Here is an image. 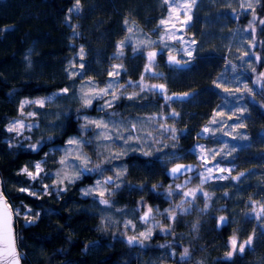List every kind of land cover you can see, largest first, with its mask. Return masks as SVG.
<instances>
[{
    "label": "rangeland",
    "instance_id": "rangeland-1",
    "mask_svg": "<svg viewBox=\"0 0 264 264\" xmlns=\"http://www.w3.org/2000/svg\"><path fill=\"white\" fill-rule=\"evenodd\" d=\"M162 2L166 11L159 18L154 33H149L135 23L125 22L124 34L115 43L114 52L107 55L108 60L105 58V64L98 61V64L93 63L95 58H91L89 62L87 51L78 43V48L66 61L67 78L61 89L19 100L18 117L7 124V130L13 124L17 127L23 124L24 127L19 128L18 132H8L13 134L18 144L32 149L33 152H38L44 147L46 152L41 159L25 165L20 170V173L30 180L31 186H21L18 190L31 196L48 192H56L60 196L77 181L89 176L90 182L79 189V194L84 199H90L95 205L89 203L78 210L97 213L109 224L120 225L125 228L124 231L127 230L135 237L137 242L148 240L156 231L164 232L165 230L161 229L162 217L172 220L176 214L192 211L199 203H203L205 211L214 203L218 211H221L218 215V225L226 222V219L221 222L220 217L226 218L227 214L229 225L246 234L244 231L251 228L253 219L258 220L260 224L264 223V128L258 127L253 120V111L257 105L263 103L264 97V73L255 70L257 57L253 40V12L259 0H221L218 6L220 10L226 9L236 14V17H243L247 24L243 26L236 23L225 36L226 39L221 42L224 44V62L213 80L218 103L206 122L194 134V142L188 149L177 142L174 130L177 113L174 109L169 113L167 110L166 113L161 110L166 104L173 107L182 105L179 102L170 104L168 101L172 91L165 84L161 68L170 69L172 76L177 77L180 73L178 66L191 64L196 57L197 41L189 34L188 27L198 0L191 9V21L183 25L173 19L175 28L171 25H161L160 21L168 19L170 5L177 6L182 0ZM180 17H184L183 10L180 11ZM221 20V15H216V22ZM215 31L217 33L216 29ZM213 39L210 37L208 40ZM81 48L84 50L83 58L80 54ZM126 48H130L131 53L140 52L145 56L144 66L134 80L127 76L123 78L120 61ZM149 52H155L156 55L151 61L150 71H146V66H149ZM159 53L165 54L166 63L163 66L156 62ZM169 57H174L179 63L171 62ZM80 65H83V68ZM153 85H163L164 92H157ZM63 89L68 91L65 93ZM101 89H107V94L97 95ZM136 98L139 101L159 100L160 111L159 106L152 112L137 108L129 110L130 112L118 110L117 105L121 100L130 101ZM36 100H44V106L23 103ZM87 100H91V103L86 105ZM69 117L76 121L78 132L70 135L61 146L50 144V139L54 138L55 141L60 136ZM94 122H102L107 127H96ZM205 128L208 129L207 132L204 131ZM69 140H77L79 143L69 144ZM136 157L156 160L159 168L164 171L183 160H194L198 166L195 173L169 181L161 191L163 200L169 203L164 209L148 204L128 208L114 202L112 196L121 189L132 186L131 170L141 166H145L147 171L152 168L151 164L141 162ZM62 160L65 163H61ZM37 163L42 170L35 178L23 171L27 168L35 174ZM208 169H212V172L209 173ZM219 169L225 171L221 172ZM101 192L104 193L103 197L100 196ZM185 193L194 195L186 196ZM101 199H106L108 203H101ZM223 200H229L230 205H225ZM248 205L249 211H244ZM7 206L12 225L17 217L23 218L25 224L35 221L37 213L30 207L13 210L8 203ZM145 213H149L147 220L144 219ZM238 230L232 231L230 238L238 237ZM251 230H254L255 238L258 239V228L253 227ZM13 233L18 250L15 232ZM142 233L150 235L145 239ZM249 237L252 236L236 239L237 245L250 246L245 243ZM228 244L227 253L232 251L231 239ZM159 247L161 252L156 260L171 264L176 255L173 245L165 243ZM258 258L254 252L253 259L256 264L263 262ZM183 259L182 264H207L201 259L194 263L186 262L188 257Z\"/></svg>",
    "mask_w": 264,
    "mask_h": 264
},
{
    "label": "trees",
    "instance_id": "trees-1",
    "mask_svg": "<svg viewBox=\"0 0 264 264\" xmlns=\"http://www.w3.org/2000/svg\"><path fill=\"white\" fill-rule=\"evenodd\" d=\"M220 2L198 0L195 6L188 27L189 34L197 41L192 63L178 66L177 77L172 76L170 69L161 68L170 93H189L182 105L166 104L161 108L164 113L171 109L177 113L174 130L177 142L186 149L193 144L194 134L218 103L213 80L224 62V44L221 42L236 23L247 24L243 17H236L226 9L220 10ZM75 5L76 0H0L1 190L11 209L30 207L37 213L31 224H25L21 217L13 224L21 264H164V260L156 259L161 252L159 246L165 243L172 244L176 250L171 264H182L185 249L188 251L186 262L190 263L201 259L207 264H256L255 252L256 258L263 260L259 264H264V223L253 219L251 228L243 234L239 228L229 225L226 214V222L218 225L221 211L214 203L208 211L203 203H199L192 211L176 214L172 220L162 217L164 232L156 231L148 240H133L130 244L129 238L133 236L124 231L125 228L109 224L97 213L78 210L93 203L79 194V189L90 182L89 176L77 181L60 196L56 192L31 196L18 190L21 186H31L20 170L41 159L46 152L45 147L33 152L18 144L8 132L7 124L18 117L19 100L61 89L67 78L66 61L78 48V43L87 51L89 62L95 58L93 63L105 64V58L114 52L115 43L124 34L125 22L154 33L159 18L166 11L162 0H80L79 10L70 11ZM253 13L255 70L264 73V23H261L264 21V0H259ZM216 15H221L222 20L216 22ZM210 37L213 41L208 40ZM144 61L143 53H131L130 48H126L120 61L123 78L136 79ZM156 62L165 65V54L159 53ZM262 102L253 111V120L258 127L264 128V97ZM158 106L160 111L159 100L139 101L136 98L121 100L117 108L126 112L136 108L152 112ZM75 124L76 121L69 117L60 136L55 141L50 139V144L61 146L70 135L78 132ZM136 158L151 164L152 168L147 171L141 166L142 169L131 170L132 186L121 189L112 200L128 208L148 204L164 209L169 203L163 200L161 191L169 181L179 178H169L171 167L164 171L156 160ZM223 202L230 205L229 200ZM249 205L244 211L250 208ZM253 227L258 228V239L251 230ZM235 229L240 232L236 239L251 235L252 242L242 253L237 250L231 257H226Z\"/></svg>",
    "mask_w": 264,
    "mask_h": 264
},
{
    "label": "snow or ice",
    "instance_id": "snow-or-ice-1",
    "mask_svg": "<svg viewBox=\"0 0 264 264\" xmlns=\"http://www.w3.org/2000/svg\"><path fill=\"white\" fill-rule=\"evenodd\" d=\"M166 3H169L170 0H165ZM196 0H182V3H179L177 6H171L170 5V13H169V17L166 20H161L160 24L161 25H171L172 28L176 27V24L172 23V20L175 19L178 23L183 24V25H187L189 21H191L192 16L190 15L191 9L192 7L195 5ZM80 8V0H76V5H75V9H70V11L76 10L78 11ZM183 10L184 11V17L183 19H181L180 17V11ZM261 23H264V21H261ZM121 46H123V41L121 42ZM83 48H81L80 54H81V58H83ZM156 53L155 52H149L148 53V59H149V66H146V71H150V64L151 61L154 59ZM189 55H191V53H189ZM171 62H176L179 63V61H175L174 57H169ZM81 68H83V65H80ZM114 67H120V66H114ZM118 73H110V75H117ZM111 85H109L110 87ZM219 87V85H217ZM152 87L154 88H160L163 89V85H153ZM68 89H63V92H67ZM97 95H106L107 94V89H101L99 91V93H96ZM187 95V94H185ZM168 99H171V97H168ZM23 103H35L38 104L39 106L43 107L45 101L44 100H36V101H24ZM91 100H87L86 101V105L90 104ZM23 107V105H22ZM32 115V114H29ZM215 122V121H213ZM96 123V127H107V125L103 124L102 122H94ZM24 127L23 124H19V127H17L16 124H13L11 127H9L8 131H19V128ZM205 132L208 131L207 128L204 129ZM69 144H78L79 141L77 140H69L68 141ZM33 148H35V146H32ZM203 151V149H201ZM61 163H65L64 160L61 161ZM186 166L183 165H177L175 168H173L171 171L173 174L179 173L181 171L182 168H184ZM35 169L36 172L35 174L32 172H29L27 168L23 169V171L29 175L30 177L35 178V175H38L39 172L42 170L41 166L39 163H37L35 165ZM209 173L212 172V169H208L207 170ZM219 171L223 172L225 171L224 169H219ZM111 178H109L110 180ZM21 191H26V189H20ZM91 191V190H89ZM87 194V193H86ZM104 193L101 192L100 196L103 197ZM186 196L188 195H194V193H185ZM103 204H107L108 201L106 199H101L100 201ZM0 203H4L3 201V196L2 193H0ZM262 211H264V208H262ZM151 212V209H149V213ZM149 213H145L144 219L147 220L148 218V214ZM225 217H220V221L224 222L225 221ZM142 236L145 237V239L148 238L149 234H141ZM135 237H130L129 238V243L131 244L133 242V240H135ZM252 242V237H249V239L245 242L246 244H251ZM0 245H2V247H0V258H3L6 262V264H19V258L16 255V250H15V241L12 235V230H11V223H10V214L7 212L6 210V205H5V211L0 212ZM231 248L232 251L228 252L226 255L228 257H231L233 255L234 252H236L237 250L239 252H243L245 250V244H240L239 246L237 245L236 242V238L232 237L231 238ZM188 255V251L187 249L184 250L183 256L187 257ZM10 258V259H9Z\"/></svg>",
    "mask_w": 264,
    "mask_h": 264
},
{
    "label": "water",
    "instance_id": "water-1",
    "mask_svg": "<svg viewBox=\"0 0 264 264\" xmlns=\"http://www.w3.org/2000/svg\"><path fill=\"white\" fill-rule=\"evenodd\" d=\"M164 90H165V87H163V89H160V88L156 89V91L159 92V93L164 92ZM169 97H171V99H168V101H171V102L182 103V102H184L186 100L185 95L184 94H179V93H175V94L171 93V95H169ZM177 165H183V166H186V167L182 168L179 173L173 174L171 170L173 168H175ZM195 169H196V164L195 163H176L169 169L168 177L169 178H183L186 175L191 174L193 171H195ZM0 193H2V196H3V192L1 190V183H0ZM3 201H4V203H0V212L5 211V205H6V210L10 214L8 206H7V203H6V199L4 198V196H3ZM10 223H11L12 235H13V238H14V233H13L14 231H13L11 214H10ZM0 247H2V245H0ZM15 250H16V255L19 258V264H21L20 254H19V251L16 248V244H15ZM0 264H6V262H5V260L3 258H0Z\"/></svg>",
    "mask_w": 264,
    "mask_h": 264
},
{
    "label": "flooded vegetation",
    "instance_id": "flooded-vegetation-1",
    "mask_svg": "<svg viewBox=\"0 0 264 264\" xmlns=\"http://www.w3.org/2000/svg\"><path fill=\"white\" fill-rule=\"evenodd\" d=\"M186 96V95H185ZM196 163L197 165H196V167L198 166V163L196 162V161H194V160H183V161H181L180 163ZM197 170L195 169V171H193L192 173H191V175L193 174V173H195Z\"/></svg>",
    "mask_w": 264,
    "mask_h": 264
}]
</instances>
